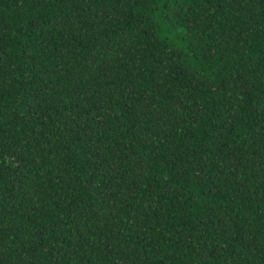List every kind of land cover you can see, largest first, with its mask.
I'll return each instance as SVG.
<instances>
[{"label":"trees","instance_id":"1","mask_svg":"<svg viewBox=\"0 0 264 264\" xmlns=\"http://www.w3.org/2000/svg\"><path fill=\"white\" fill-rule=\"evenodd\" d=\"M0 264H264V0H0Z\"/></svg>","mask_w":264,"mask_h":264}]
</instances>
